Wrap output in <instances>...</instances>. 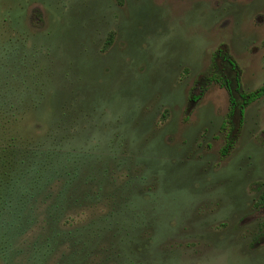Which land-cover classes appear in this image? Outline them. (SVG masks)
<instances>
[{"label": "rangeland", "instance_id": "obj_1", "mask_svg": "<svg viewBox=\"0 0 264 264\" xmlns=\"http://www.w3.org/2000/svg\"><path fill=\"white\" fill-rule=\"evenodd\" d=\"M218 49L264 84V0H0V264H264V96L231 115Z\"/></svg>", "mask_w": 264, "mask_h": 264}, {"label": "trees", "instance_id": "obj_2", "mask_svg": "<svg viewBox=\"0 0 264 264\" xmlns=\"http://www.w3.org/2000/svg\"><path fill=\"white\" fill-rule=\"evenodd\" d=\"M222 58L224 60L219 62L214 60L213 64V70L215 71L212 74V79L218 82L222 87H225L229 97H230V103H231V110L236 109V114L241 115L243 113V110L245 107L258 98L264 96V84L256 89L255 91L249 92V93H241L238 89V78L234 73V64L231 62V60L227 57V55H222ZM222 70V71H220ZM224 72H229V80L228 84L230 86H225L222 75L224 74L227 76ZM229 87V88H228ZM69 115L62 114L61 115V122L64 124L69 123L68 119ZM72 131L68 130L67 127L61 128L60 138H59V144L62 148L61 152V159L59 160V180H60V207H59V214L62 218H64L67 209H71L74 206L79 207L80 204L88 201L90 199V196H97L92 193H90L87 189L83 190L81 192L80 189L83 187L80 185L86 184L87 176L83 177L82 175H79V168L87 165L86 164V158L84 157V163L81 164V166L77 163V160L75 159V156L72 157L71 148L64 152V145L69 144L70 141L73 140L72 137ZM80 186V187H79ZM92 198V197H91ZM255 205L264 206V189L262 190L261 194L259 195L258 199L255 202ZM82 248L78 249L77 254V261L80 259V251ZM83 252V251H82Z\"/></svg>", "mask_w": 264, "mask_h": 264}, {"label": "flooded vegetation", "instance_id": "obj_3", "mask_svg": "<svg viewBox=\"0 0 264 264\" xmlns=\"http://www.w3.org/2000/svg\"><path fill=\"white\" fill-rule=\"evenodd\" d=\"M222 55H227L224 51H222L221 49H218L215 53H214V58H213V60H215V61H217L218 62V64H219V62H220V60L221 61H223L224 62V60H223V58H222ZM227 57L230 59V57L227 55ZM231 60V59H230ZM231 62H233L232 60H231ZM234 64V63H233ZM220 71H222V70H220ZM227 76H225L224 74L221 76L222 77V79H223V82H224V84H225V86H230V84H228V80L230 79L229 77V72H224ZM234 73H235V75L237 76V78L239 77V75H238V72H237V69H236V66H235V64H234ZM212 76V75H211ZM215 81V80H214ZM216 82V81H215ZM225 90H226V88L225 87H223ZM229 88V87H228ZM238 89H239V92H241V93H245V92H243L242 91V89H241V87H240V83H239V79H238ZM227 91V90H226ZM228 93V92H227ZM249 93V92H248ZM229 95V94H228ZM230 98V97H229ZM230 113H231V115L232 114H236V109H234L233 108V110H231V103H230Z\"/></svg>", "mask_w": 264, "mask_h": 264}]
</instances>
